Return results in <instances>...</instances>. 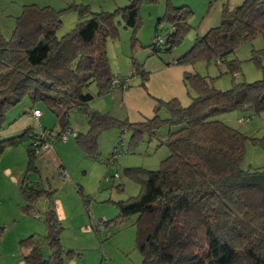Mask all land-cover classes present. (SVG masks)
Instances as JSON below:
<instances>
[{
	"label": "trees",
	"instance_id": "16d2710c",
	"mask_svg": "<svg viewBox=\"0 0 264 264\" xmlns=\"http://www.w3.org/2000/svg\"><path fill=\"white\" fill-rule=\"evenodd\" d=\"M140 2L156 0H133L113 12L92 13L86 6H71L83 20L60 38L58 12L51 7L23 6L11 37L5 40L0 33V131L6 112L24 98L33 104H46L63 124L60 131L69 128L67 116L71 111L82 112L86 132H77L73 138L92 158L98 136L104 131L128 130L130 144H137L145 135L155 136L156 130L167 125L168 135L159 143L167 148L168 156L155 171L124 169L123 175L137 182L141 189L138 196L116 203L118 219L137 215L135 247L141 264H264V187L249 181L264 172L244 171L247 138L211 119L236 109H247L253 114L263 112L264 67L260 80L236 83L224 91L217 90L207 77L195 71L185 73L183 83L189 105L182 107L177 99L156 100L152 118L139 123L120 121L88 107L97 97L115 89L124 90L112 85L116 76L110 71L106 39L118 35L119 24L137 28ZM191 15L189 7H177L167 0L157 25L165 22L169 30L159 45L153 42V54L171 52L182 42L191 29ZM260 34H264V0H244L233 8L224 4L219 24L197 37L175 63L193 65L203 60L207 64H223L228 73L236 74L239 62L229 57L239 45ZM133 67L128 77L138 76L140 86L144 87L149 72L136 64ZM90 86H94V92L87 91ZM162 110L168 113L167 118L160 117ZM32 131L28 128L0 139V154L28 141L26 172H36ZM251 141L264 150V137ZM115 157L113 153L108 162L113 163ZM62 174L60 168L61 180H66ZM17 184L25 202L21 211L26 214L31 213L35 202L49 199L53 193L29 182L26 175ZM43 216L49 255L44 259L40 244L29 237L20 242L29 249L23 263L64 264L67 259L79 257V253L63 249L51 201ZM99 225L104 229L108 222Z\"/></svg>",
	"mask_w": 264,
	"mask_h": 264
},
{
	"label": "rangeland",
	"instance_id": "374dc122",
	"mask_svg": "<svg viewBox=\"0 0 264 264\" xmlns=\"http://www.w3.org/2000/svg\"><path fill=\"white\" fill-rule=\"evenodd\" d=\"M132 1L0 0V33L5 40L11 37L16 18L25 5L51 7L58 12L61 26L57 36L60 38L83 20L79 18L77 11L69 7L86 6L92 13L113 12L117 8L128 6ZM170 1L174 6H187L192 11L189 19L191 29L182 42L171 52L161 51L153 54L151 45L154 38L159 36L164 39L169 30L165 22L157 25V20L163 16L167 0H156L155 3L140 2V21L137 28H125L119 24L118 35L113 39H106L105 50L112 75L128 77L132 75L135 64L148 71L152 64L170 61L180 51L188 50L194 44L199 37L196 33L200 25L206 24L211 29L219 24L224 4L233 8L244 0ZM231 57L239 62L240 70L236 74L228 73L223 64H207L203 60L196 61L193 68L199 75L207 77L220 91L227 90L236 83L249 84L258 81L262 78L264 67V34L239 45L229 58ZM87 91L94 92V86H90ZM93 102L88 105L90 109ZM32 106L42 112L39 121L42 128L55 133L62 129L63 124L59 123L46 104H33L31 100L24 98L6 112L3 130L15 119L24 116V112ZM160 117L167 118L168 113L162 110ZM211 119L223 122L247 138L242 169L250 173L264 172V150L251 141V138L264 137V111L253 114L247 109H236ZM85 120L82 112L71 111L67 116V126L85 133ZM169 130L167 125L161 126L155 131V136L145 135L137 144H130L131 133L128 130L123 133L115 129L104 131L98 136L97 151L93 158L77 146L73 137H70L66 145L56 141L57 144H62V147H55L56 155H44V152L36 156L35 166L38 172H26L27 140L0 154V264H21L27 247L20 242L29 237L40 244L43 258L48 257L43 213L49 209L50 201L55 211L56 208L61 211H56V214L63 249L80 254L79 257L67 259L65 264H141V255L135 247L134 223L137 215L118 219L116 203L138 196L141 189L137 182L123 175L124 169H159L160 162L168 156L167 148L159 142L167 137ZM174 130L171 128V131ZM113 153H116V159L110 163L108 159ZM61 165L66 180H61L59 175ZM6 167L10 168L7 174L4 170ZM25 175L29 182L53 191L51 198H41L35 202L29 214L21 211L25 202L21 199L17 184ZM32 213H38L39 219L33 218ZM103 221L108 222V227L97 232L95 228Z\"/></svg>",
	"mask_w": 264,
	"mask_h": 264
},
{
	"label": "crops",
	"instance_id": "0c3cea01",
	"mask_svg": "<svg viewBox=\"0 0 264 264\" xmlns=\"http://www.w3.org/2000/svg\"><path fill=\"white\" fill-rule=\"evenodd\" d=\"M207 29H209V27L206 24L200 25V28L197 31L198 33H196L197 36H203L207 32ZM185 50L187 49H184V51ZM184 51H180V53L175 55L166 63L152 64L151 68L148 70L149 75L144 83V87L140 86V78L138 76H134L130 79L129 86L126 89H115L106 95L95 98L91 109L100 113L108 114L120 121L126 120L129 123H139L152 118L156 100L168 101L171 99H177L182 107L188 106L190 99L186 93L183 76L185 73H193L194 68L193 65H181L175 63ZM33 107L34 106L29 107V109H32ZM25 108L27 109V107ZM34 108L38 109L36 106ZM27 110L24 112V116L15 119L13 123L8 126V128L0 131V139L18 135L28 128H31L32 130L45 129L41 127L39 122L42 118V112L40 111L41 116L38 119H34L27 115ZM73 130L80 132L75 128ZM69 139L70 138H68L65 142L60 143L66 145ZM58 146L62 147V144L54 142L52 149L44 153V155H56L55 151L57 148L55 147ZM9 149L6 151H9ZM60 168H63V166L61 165ZM4 170L6 174L10 172L9 167H6ZM36 172H38L37 167ZM35 184L38 185L37 183ZM56 211L61 212L59 208H56ZM25 252L24 256L29 252V249ZM21 264L24 263L21 262Z\"/></svg>",
	"mask_w": 264,
	"mask_h": 264
},
{
	"label": "built area",
	"instance_id": "2783aa9c",
	"mask_svg": "<svg viewBox=\"0 0 264 264\" xmlns=\"http://www.w3.org/2000/svg\"><path fill=\"white\" fill-rule=\"evenodd\" d=\"M153 42L156 45H159L162 42V38L159 36H156L153 40ZM130 81V77L122 78L120 76H116L113 79V87H118L121 89H125ZM27 115L34 119H38L41 116V112L38 109H30L27 112ZM243 120H239V122H242ZM77 131L66 128L59 133H56L55 135L45 131L44 129H39V130H33L32 131V139H31V149L33 152L37 155H41L44 152H47L52 149L53 143L54 142H65L68 137L72 136L74 137L76 135ZM111 162V160L109 161ZM63 177L65 178V175L62 174ZM32 217L37 219L38 214L37 213H32ZM103 229L102 225H99L97 227V230L100 231Z\"/></svg>",
	"mask_w": 264,
	"mask_h": 264
},
{
	"label": "water",
	"instance_id": "95a60500",
	"mask_svg": "<svg viewBox=\"0 0 264 264\" xmlns=\"http://www.w3.org/2000/svg\"><path fill=\"white\" fill-rule=\"evenodd\" d=\"M249 181L253 183H257L258 185L264 187V175L251 177ZM56 227H58V224H56Z\"/></svg>",
	"mask_w": 264,
	"mask_h": 264
}]
</instances>
